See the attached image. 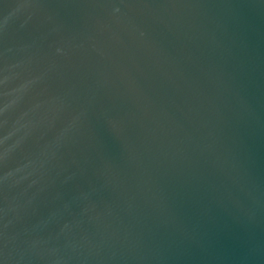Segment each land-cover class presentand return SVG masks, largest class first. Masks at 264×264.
<instances>
[{
    "label": "water",
    "instance_id": "1",
    "mask_svg": "<svg viewBox=\"0 0 264 264\" xmlns=\"http://www.w3.org/2000/svg\"><path fill=\"white\" fill-rule=\"evenodd\" d=\"M0 264H264V0H0Z\"/></svg>",
    "mask_w": 264,
    "mask_h": 264
}]
</instances>
